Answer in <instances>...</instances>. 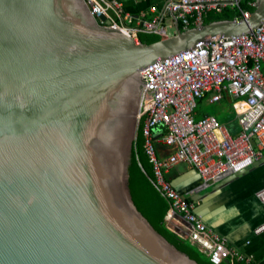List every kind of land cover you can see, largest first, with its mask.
Listing matches in <instances>:
<instances>
[{
    "label": "water",
    "instance_id": "water-1",
    "mask_svg": "<svg viewBox=\"0 0 264 264\" xmlns=\"http://www.w3.org/2000/svg\"><path fill=\"white\" fill-rule=\"evenodd\" d=\"M263 20L259 0L144 44L84 0H0V264H211L155 225L167 207L131 150L140 72Z\"/></svg>",
    "mask_w": 264,
    "mask_h": 264
},
{
    "label": "built area",
    "instance_id": "built-area-1",
    "mask_svg": "<svg viewBox=\"0 0 264 264\" xmlns=\"http://www.w3.org/2000/svg\"><path fill=\"white\" fill-rule=\"evenodd\" d=\"M243 0H165L151 21L124 12L117 0H84L101 26L122 31L136 43L142 34L167 37L175 22L183 30L198 27L210 12L237 9L241 18ZM259 0H247L250 7ZM145 17V16H144ZM264 20L250 32L213 38L195 48L159 59L144 67L141 79L139 119L142 117L143 150L152 170L151 184L168 203L166 227L182 234L212 264H254L250 257L226 246L223 237L207 227L195 214L192 202L180 195L165 174L180 164L189 165L209 182L223 176H237L261 162L264 155ZM231 100L237 129L231 133L214 115L195 118L198 100ZM159 147L167 150L161 155ZM257 199L264 205V188ZM176 221L180 226L173 225ZM264 224L255 229L259 234ZM178 236V235H177Z\"/></svg>",
    "mask_w": 264,
    "mask_h": 264
},
{
    "label": "crops",
    "instance_id": "crops-1",
    "mask_svg": "<svg viewBox=\"0 0 264 264\" xmlns=\"http://www.w3.org/2000/svg\"><path fill=\"white\" fill-rule=\"evenodd\" d=\"M117 1L122 4L126 14L143 17L147 21H151L155 16L152 10L158 11L165 3V0ZM203 102L211 103L205 98L198 100L196 119L205 115L223 118L221 112L209 114L201 110L200 106ZM230 102L229 98L218 102L230 108L229 118L226 117L219 122L226 124L228 130L233 133L237 126ZM232 125L235 126L231 128ZM159 152L161 155L167 154L164 147H159ZM165 176L180 195L194 204L195 214L203 223L223 237L227 247L250 257L254 264H264V231L255 233V229L264 224V205L255 196L264 188V161L255 164L240 175L223 176L209 182H203L186 164L172 167ZM172 223L180 226L176 221Z\"/></svg>",
    "mask_w": 264,
    "mask_h": 264
},
{
    "label": "trees",
    "instance_id": "trees-1",
    "mask_svg": "<svg viewBox=\"0 0 264 264\" xmlns=\"http://www.w3.org/2000/svg\"><path fill=\"white\" fill-rule=\"evenodd\" d=\"M246 1L247 0H243L241 2L240 8L242 10H246V11L250 12L253 10V7L248 6L246 4ZM235 19H241L240 12L237 9L225 8L221 12H216V14H215V12H210V14L206 15L205 18L203 19L202 25H206V24H209L213 21H218V20H235ZM178 27L181 31L183 30V28L180 24H178ZM190 28H193V26H190L189 29ZM160 39L161 38L159 36L153 35V34H145V35L142 34L139 36L140 43H144V44H150V43L159 41ZM217 119L219 121H221V119H224V118H220V116H217ZM141 124H142V117L139 119L137 133H136V139H135L134 145H132V149H131L132 155H134V160H135L136 166L138 167L139 171L141 172L143 177L148 181V183L151 185V187L155 190V188L153 187V185L150 182V180L152 178L151 166H150L148 159H147V157L144 153V150H143V138H142V130H141L142 125ZM234 126L232 125L231 128ZM229 128H230V126H229ZM230 130H233V129H230ZM159 197L165 202L167 210H166L163 218L161 219L162 221L158 220L155 223V225H157L158 227H160L161 229H163L164 231H166L167 233H169L170 235H172L173 237H175L179 241L188 245L194 251L200 253L209 262L207 257L205 255H203L201 252H199L198 249L191 244V242H189L188 240L181 239L180 237H178L175 233H173L172 231H170L166 227L164 219H165V216H166L167 211H168V203L160 195H159ZM221 264H224V263H221Z\"/></svg>",
    "mask_w": 264,
    "mask_h": 264
},
{
    "label": "rangeland",
    "instance_id": "rangeland-1",
    "mask_svg": "<svg viewBox=\"0 0 264 264\" xmlns=\"http://www.w3.org/2000/svg\"><path fill=\"white\" fill-rule=\"evenodd\" d=\"M166 21L167 22H166L165 25L167 26V31H168V34H167L168 36L167 37H169V36H172V35L175 34V29L171 28L169 26L170 18H168ZM167 37H165V38H167ZM200 108H201V110H203V111H205V112H207L209 114H214L216 112H221L222 117L225 118V119H226V117L229 118V115H230V113L228 112L230 110L229 106L225 105V104L221 105L218 102H215V103L203 102L201 104Z\"/></svg>",
    "mask_w": 264,
    "mask_h": 264
}]
</instances>
